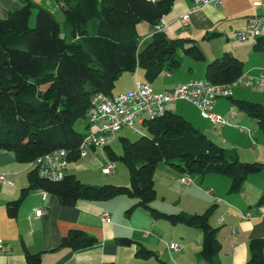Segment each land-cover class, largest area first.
Returning <instances> with one entry per match:
<instances>
[{
  "label": "trees",
  "instance_id": "1",
  "mask_svg": "<svg viewBox=\"0 0 264 264\" xmlns=\"http://www.w3.org/2000/svg\"><path fill=\"white\" fill-rule=\"evenodd\" d=\"M173 4L174 0H62L66 30L63 37L61 25L53 15L30 0L0 19V152L12 153L21 163H31L55 149L65 148L71 162L80 156L78 147L86 135L76 131L74 125L79 120L87 121L94 94L115 96L113 89L120 76L137 69H142L151 83L163 73L177 70L182 54L204 61L205 55L193 40H174L165 33H155L139 51L141 37L137 25L157 24L171 12ZM34 10H37L36 23L31 27ZM243 72V63L225 54L208 64L205 79L224 84ZM237 105L257 120L264 134V105L244 100L237 101ZM144 127L146 136L134 142L122 139L124 152L120 159L129 169V186L86 185L72 174L53 182L39 177L35 169L30 186L10 203V215H17L21 202L34 188L59 197L65 206H74L79 200L100 202L127 196L137 201L129 214L136 208H144L155 218L199 229L200 259L204 264H222L218 229L209 222L213 208L203 214L168 215L151 206L156 194L157 166L165 163L193 178L208 174L227 176L231 179L230 192L237 193L249 176L264 171V164L244 162L236 154H229L183 116L168 110L163 117L146 119ZM109 156L111 160L118 159L114 153ZM263 205L264 195L258 202V206ZM118 243L137 244L139 256L157 258L154 252L130 238H120ZM97 244L94 236L71 230L60 246L81 251ZM249 250L248 264H264L263 240H251ZM24 254L26 264H42L41 253L24 249Z\"/></svg>",
  "mask_w": 264,
  "mask_h": 264
},
{
  "label": "crops",
  "instance_id": "2",
  "mask_svg": "<svg viewBox=\"0 0 264 264\" xmlns=\"http://www.w3.org/2000/svg\"><path fill=\"white\" fill-rule=\"evenodd\" d=\"M25 1L0 0V19H5L12 12L21 9ZM30 1L37 7L50 12L60 25H64V31H66L65 14L61 8L62 0ZM256 3H259L260 6L255 7ZM193 8L194 0H174L171 12L164 17L168 24L165 33L168 38L193 40L205 55L204 61L208 63L222 58L225 54H230L243 63L244 72H258L264 69V39L255 45L252 41L242 42L237 38V33L245 28L249 17L255 14L264 15V0H221L219 6L210 4L196 11H193ZM186 15H188L187 22L183 20ZM137 30L138 33H141L139 45V51H141L156 32L154 25L146 22L139 23ZM185 57L189 56L182 54L181 66ZM181 66L172 73L162 74L166 78L163 79L160 86H157V91L153 89L151 83L156 82L162 75L150 83L145 79L144 71L137 69L135 73H131L134 76V84L127 88V91L135 87L136 81L149 83L155 92H164L190 80H195L176 76L174 73L180 70ZM190 70L192 71V68ZM205 72L202 79L199 80H205ZM242 100L264 105V89H236L232 98H222L217 101L214 112L227 120H230L234 115V118L231 119L232 126L210 122L211 126H204L205 130H202L201 127L203 126H201V122L194 111L186 106L180 110L175 107L177 102L186 101L173 103V110L180 111V115L193 127L198 125L196 130L202 131L208 139L219 146L223 144L224 147L221 146L223 148L228 147L229 136L236 134L244 136V141L247 138L253 142L254 151H250L251 156L245 158L247 160H242L237 156L244 162L253 161L264 164V142H260L258 132L255 131L257 128L255 121L257 120L240 110L237 101ZM187 103L200 112L195 105ZM168 106L166 110L170 111ZM237 107L240 111H237ZM145 120H142L143 127ZM212 126L215 131L212 130ZM87 128L89 132L95 126L87 125ZM241 128L245 130L242 131ZM114 140L107 150L105 148L89 149L86 156L80 155L71 161L67 174L75 175L81 182L84 181L81 176L82 171L91 173L98 178L97 183H101L100 181L109 182L110 179L114 180L116 176L120 175L117 172V166L114 173L111 174L112 177H106L108 175L93 171L91 167L98 157L105 156V152L111 160L109 154L113 153L111 145ZM230 147L231 149L236 147V151L240 153L239 149L241 148H238L237 144L231 143ZM229 154L234 155V153ZM34 170L33 162L21 163L16 160L12 153L0 152V175L5 174L8 180L7 183L0 182V245H4L6 248L4 253H0V264H26L24 249L33 254L41 253L42 264H161L164 262L159 256L162 242L152 234L141 236L136 234L134 231L136 228L133 226L137 219H147V225L150 223L156 225L158 221L148 219L141 211H147L144 208H136L129 214L128 210L137 201L127 196L100 202L79 200L74 206H65L59 197L34 188L29 190L21 202L17 215L11 216L9 205L18 200L23 190L30 186L31 173ZM158 170L164 172L166 176L162 178L159 174L157 175ZM182 176L183 174L173 166L160 163L154 174L156 193H158V183L164 179V182L173 187V190L180 192V195L173 199L185 205L184 211L189 213L188 215L203 214L213 208L209 214V222L211 226L218 229V239L222 245L219 253L220 262L222 264H248L250 241L253 239L264 241V205L258 206L260 198L264 195V171L249 176L241 191L237 193L230 192L231 179L221 174L194 176L195 184L193 185L183 184L181 182ZM170 178H173V181ZM123 179L126 181L123 183H127L126 174ZM111 183L116 184L118 182L112 181ZM179 183L183 184V187ZM42 191L46 194L43 195ZM217 199H221V201L217 202ZM39 210L44 211L41 216H37ZM107 212L111 216L110 222H105L102 219V215ZM245 214L251 216L244 218ZM71 230H81L94 236L97 238L98 244L81 251L61 247L62 239ZM120 238H130L143 244L145 248L154 252L157 258L146 259L139 256L137 244L120 245L118 243ZM181 247V251L173 252H183L182 258H188L191 255L193 261L189 264H204L199 257L200 242H188ZM181 261V257L177 260L174 259L176 264H183Z\"/></svg>",
  "mask_w": 264,
  "mask_h": 264
},
{
  "label": "built area",
  "instance_id": "3",
  "mask_svg": "<svg viewBox=\"0 0 264 264\" xmlns=\"http://www.w3.org/2000/svg\"><path fill=\"white\" fill-rule=\"evenodd\" d=\"M219 6L221 0H194L193 11L199 10L207 5ZM260 4L256 3L255 7ZM183 20L187 22L188 15ZM168 24L162 18L154 25L156 33H166ZM239 41H252L258 45L264 38V15L255 14L248 18L245 28L237 33ZM236 89H264V69L258 72H243L238 78L229 83L214 84L208 80H190L180 86L155 92L147 82L136 81L135 87L125 93L109 96L104 93H96L92 96L90 107L86 118L90 126H95L92 131L83 137L78 150L81 156H86L89 149H104L108 147L116 137V134L124 127L134 128L136 121L144 117L147 120H155L163 117L167 106L177 101H187L195 105L202 116L213 124L232 126L230 120L222 118L214 112V107L219 99L232 98ZM242 131L245 129L241 128ZM69 151L65 148H58L46 153L33 162L39 177L53 182L62 181L68 171ZM116 168L115 163L109 161L102 169L105 175H111ZM0 182L7 183L5 174L0 175ZM181 182L185 185L195 184V180L190 175H183ZM43 195L46 193L42 191ZM211 193V191H208ZM221 199H217L220 202ZM43 210L37 211V216H41ZM250 214L243 217L248 218ZM102 219L105 222L111 221L110 214L104 213ZM150 235V232H145ZM171 251H181L178 244H169ZM6 248L0 245V253H4Z\"/></svg>",
  "mask_w": 264,
  "mask_h": 264
},
{
  "label": "rangeland",
  "instance_id": "4",
  "mask_svg": "<svg viewBox=\"0 0 264 264\" xmlns=\"http://www.w3.org/2000/svg\"><path fill=\"white\" fill-rule=\"evenodd\" d=\"M36 14H37V11H34L33 16H31V18H30V26L31 27L35 26ZM140 34L141 33L139 32L138 35L141 36ZM61 36L62 37L65 36L63 24H61ZM208 64L209 63L207 61L198 62V61L191 59L190 57H185V60L181 66V69L176 71L174 74L180 78L199 80V79H202ZM191 68H192V71L190 70ZM165 78H166V76L162 75V76H160L159 79H157L156 82L151 83V85L155 91H157V89H156L157 86H160L162 84L163 79H165ZM133 84H134V76L130 72H125L120 76V78L116 82V86L113 89V94L116 95V94H119L120 92L127 91V88L131 87V85H133ZM42 88L44 89L45 87H42ZM183 106L189 107V109L191 111H194L196 113L197 117L199 118V120L201 122L200 123L201 126H203V127H201L202 130H205L204 126H207V125L211 126L210 121L207 119L205 120L202 117V115L200 114V112L194 106H192L191 104H188L187 101L186 102H177L175 104V107L177 108V110H180L181 108H183ZM168 109L171 112H174L175 114H179V115L181 114L180 111H174L173 110V103L168 106ZM237 111H240L238 109V107H237ZM143 119H144V117H141L136 122L135 127L133 129L129 128V127L122 128L116 134V138L111 145L113 153L116 154V156H118V159L114 160L113 162L118 167L117 172H119L120 175L116 176V178L114 180L110 179L109 182L100 181L101 183H97L98 182L97 180H99L98 178H96L91 173L82 171L83 173H81V176L84 179V181H82V183H84L86 185H91V186H103L106 184H112V185H116V186H129L130 185L131 181H130L129 169H128L127 165L125 164V162L120 159V157L123 155V152H124L122 139H127L131 142H134V141L138 140L139 138H141L142 136H146L147 131L143 127V123H142ZM87 125H88L87 121L79 120L78 122L75 123L74 128L76 129V131L86 134L88 132ZM255 125L257 127L255 129V131L258 132V138H259L260 142H264V134L261 131V129L259 128L257 121H255ZM194 128L198 129V125H195ZM212 130L215 131L213 126H212ZM198 131L203 134L202 131H200V130H198ZM236 131H237V133H239L238 130H236ZM228 138H229V143L227 145L228 147H225L228 150V153H234V154L238 155L242 160H247L245 158H249L251 156L250 151H254L253 147H252L253 142H250L249 140H247V138H245L246 140L244 141V136H242L240 134L229 136ZM231 143L237 144L238 148H241V149H239L240 153H238L236 151V149H235L236 147L231 149V147H230ZM220 146L224 147L223 144H221ZM104 155L106 157L105 156L98 157L97 160H95L92 163L91 167L93 168V171H99V173H102L103 167H105L109 161L112 162V160H109L106 152L104 153ZM251 162H253V161H251ZM99 165H100V167H98ZM125 174L127 175V183H123V182H126L123 179ZM158 174L160 176H162V178H164L166 176L165 173L161 172L160 170L157 171V175ZM106 177H112V176L108 175ZM170 179L173 181V178H170ZM112 181L118 182V183H116V184L111 183ZM180 184L181 183H179V185ZM182 185L183 184H181L180 186L183 187ZM157 187H158V189H157L158 193H156L155 198H154L153 202L151 203V206L154 209H156L160 212L166 213L168 215H177V214H180L182 212L189 214V213L184 211L185 205L182 202L179 203L178 201L176 202V201H174L175 199H173V198H176L177 195H180V192L178 190H173V187H170L167 183H165L164 179H162V181H160L158 183ZM181 194H182V192H181ZM182 195H184V194H182ZM141 211H142V213H144L148 217V219H151L152 221L156 220L158 222L156 225H153L152 223L147 225V222H148L147 219H137L136 224L133 225L136 228L134 231L136 234H139L140 236L144 235V233L146 231H149L152 234V236L158 238L162 242L159 256L162 260H164V262L170 263V264H176L174 262V259L177 260L179 257H181V259H182L181 262H183V264H189V262L193 261V257H191V255H189L188 258H182L184 255L183 252H173V251L168 249V245L172 244V243H176L178 245H180V244L186 245L188 242H194V241H196V242L198 241L202 244V233L200 232L199 229L189 227L185 224H180V223L179 224H172L169 220H167L165 218H153L151 216V213L148 210L147 211L141 210ZM193 215H195V214H193ZM182 245H180V246H182ZM185 250H187V248H185ZM190 252H191V250H190ZM179 261H180V259H179Z\"/></svg>",
  "mask_w": 264,
  "mask_h": 264
}]
</instances>
